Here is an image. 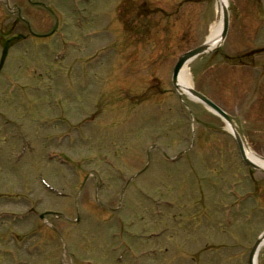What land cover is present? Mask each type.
Returning a JSON list of instances; mask_svg holds the SVG:
<instances>
[{
  "label": "rangeland",
  "instance_id": "obj_1",
  "mask_svg": "<svg viewBox=\"0 0 264 264\" xmlns=\"http://www.w3.org/2000/svg\"><path fill=\"white\" fill-rule=\"evenodd\" d=\"M27 1L0 0L1 24H9L14 14L24 15L40 31L39 26L46 25L47 19L38 18L46 10L30 6ZM42 1L63 8L62 0ZM139 1L161 10L150 11L149 28L130 23L126 29L129 40L132 35V41L136 40L135 55L121 54L112 46V51L101 50L87 66H78L69 56L60 65L54 64L61 73L57 76L74 77L67 93L86 88L98 93L94 94L99 101L95 111L102 124H93V131H88L90 125L85 128L87 141H74L69 133L64 140L55 141L54 125L48 117L36 114L53 115L60 105L52 102L39 79L44 76L40 73L49 69L48 63L61 42L35 39L30 34L9 50L8 63L0 70V226L9 228L11 234H24L16 241L12 236L5 238L0 246V264H247L250 247L264 230V172L240 162L225 122L202 103L183 97L189 110L183 115L186 107L171 84L172 67L179 55L205 41L210 25L220 16L215 0ZM137 2L91 0L90 4L87 0L84 4L91 5L88 16L93 27L105 26L103 20L115 19V12L122 10L123 23L116 21V29L112 30L120 32L124 21L131 22L132 12L139 7ZM10 3L16 7L9 9ZM74 10H70L72 14H76ZM66 30L76 31L70 26ZM107 30L96 33L98 39L91 40L94 43L88 46L90 52L101 49L98 42L108 45L111 37H103ZM262 48L264 0H229V27L224 41L188 65L194 87L230 115L248 148L264 158ZM245 52V57L239 55ZM17 59L21 66L13 63ZM67 65L72 71L66 69ZM151 77V88L146 89ZM89 79L92 85L87 83ZM105 79L112 82L104 85ZM124 90L137 95L126 98ZM15 119L27 124L24 129L28 137L37 139L34 149L25 151L18 161L14 160V152L21 138L12 135ZM184 122L188 142L193 134L194 140L199 138L202 144L196 142V148L173 160L189 145L180 132ZM87 144L91 148L87 156L93 153L87 158L92 160L82 163ZM49 149L63 154L69 149L67 153L74 158L67 164L49 160ZM224 158L234 174L223 172L230 170L225 162L217 164ZM39 171L63 193L57 195L58 200L43 188ZM230 181L237 182L234 188L229 187ZM218 189L226 194L217 198L222 194ZM233 191L239 197H234ZM36 198L61 217L49 214L47 221L39 219L34 227H27L30 216L13 202L24 208L30 199L35 204ZM237 203L240 208L235 209ZM178 216L179 223L187 225L179 226L175 220ZM227 218L232 220L229 225ZM19 223L26 225L20 231L15 227ZM166 224L170 226L168 233L154 241L161 252L148 254L145 248L152 245L150 232ZM179 228L186 230L188 238L180 250L173 252L171 244L167 249L165 245L172 241L169 234H182ZM257 262L264 264V245Z\"/></svg>",
  "mask_w": 264,
  "mask_h": 264
},
{
  "label": "water",
  "instance_id": "obj_2",
  "mask_svg": "<svg viewBox=\"0 0 264 264\" xmlns=\"http://www.w3.org/2000/svg\"><path fill=\"white\" fill-rule=\"evenodd\" d=\"M227 27H228V12L226 10V8H223V32H222V37L225 36L226 31H227ZM208 48V45L203 44L200 45L198 47H195L193 49H191L190 51H187L186 53H184L183 55L180 56V58L178 59V61L176 62L174 69H173V82L174 85L177 87V75H178V71L180 69V67L183 65V63L190 58L191 56L204 52L206 49ZM188 91L192 94H194L195 96H197L199 99H201L203 102H205L208 106H210L211 108H213L215 111H217L220 115H222L226 120L229 121L228 116L214 103H212L209 99H207L204 95H202L201 93L197 92L196 90H194L193 88H188ZM233 134L236 138L241 156L243 158V160L249 164L252 165L254 167H258L254 162H252L245 154V150H244V145H243V141L242 138L240 136V134L236 131V129H233ZM264 238V231L261 233L260 237L255 241L251 252H250V256H249V263L253 264V258L254 255L256 253V250L258 249L260 242L262 241V239Z\"/></svg>",
  "mask_w": 264,
  "mask_h": 264
},
{
  "label": "bare ground",
  "instance_id": "obj_3",
  "mask_svg": "<svg viewBox=\"0 0 264 264\" xmlns=\"http://www.w3.org/2000/svg\"><path fill=\"white\" fill-rule=\"evenodd\" d=\"M217 11L220 13L221 10L229 5V0H215ZM221 30H222V24H221V18L218 17L211 25L208 31V34L206 36V43L210 47H215L220 45L222 42L221 38ZM189 62H187L182 69L179 72L178 75V85L179 89L186 93L187 95L193 97L190 93L187 91V87L193 85L191 72L189 69ZM228 128H232V124L227 123ZM246 154L247 156L257 163L262 169H264V158L258 156L256 153H254L251 149L246 147ZM262 245H264V241L262 242ZM257 264V261H256Z\"/></svg>",
  "mask_w": 264,
  "mask_h": 264
}]
</instances>
